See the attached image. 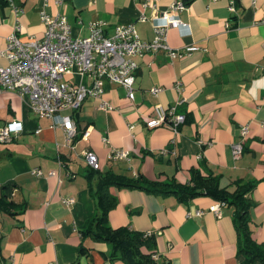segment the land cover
I'll use <instances>...</instances> for the list:
<instances>
[{"label":"crops","instance_id":"crops-1","mask_svg":"<svg viewBox=\"0 0 264 264\" xmlns=\"http://www.w3.org/2000/svg\"><path fill=\"white\" fill-rule=\"evenodd\" d=\"M14 1L19 13L0 3V66L8 63L1 52L16 27L24 41L44 37L43 10L66 16L74 37L86 36L93 21L104 20L108 35L133 23L151 42L156 17L178 0ZM186 1L180 17L189 28L168 30L170 47L182 56L173 59L160 49L135 57V98L123 85L106 81L101 96L89 95L73 113L77 140L69 141L62 127L35 113L28 98L0 91V129L12 120L23 124L21 132L0 141V197L2 187L13 182L11 199L18 205L14 216L0 210V264H126L111 257L109 243L83 232L97 211L84 175L88 152L98 156L101 171L142 173L151 180L175 176L187 182L191 169L202 168L221 175V184L231 189L237 180L255 182L249 193L251 229L264 247V0H235L234 12L232 0ZM192 46L197 49L187 52ZM65 79L89 86L93 81L77 72ZM155 87L161 90L155 93ZM173 106L187 115L178 131L170 124L148 126L158 107ZM237 143L243 150L236 158ZM115 150L128 157L110 159ZM110 190L118 199L110 224L151 233L159 264H244L233 206H221L218 215L212 207L221 202L210 196L181 202L140 189ZM67 197L75 202L64 203Z\"/></svg>","mask_w":264,"mask_h":264},{"label":"built area","instance_id":"built-area-1","mask_svg":"<svg viewBox=\"0 0 264 264\" xmlns=\"http://www.w3.org/2000/svg\"><path fill=\"white\" fill-rule=\"evenodd\" d=\"M16 13L22 11L14 0H7ZM47 5L50 0H45ZM62 3L64 0H55ZM151 3V0H146ZM235 0L230 2V10H236ZM188 7L186 0L174 2L167 10L163 11L154 21L156 36L151 42L144 41L138 34L133 23H124L116 27L113 35L106 33V21L95 20L89 26V32L84 37H74L72 26L66 16H52L45 10L41 12V19L46 25V31L42 39L31 37L22 40L18 32L20 26L7 37L5 49L1 54L7 59V65L0 66V91H15L20 96L28 98L31 108L40 116L52 119V126L62 127L69 141L77 134V125L73 113L78 111L84 100L89 96H101L104 92V83L112 81L123 85L128 92V97L133 100L135 71L138 63L134 59L146 53L160 49L169 51L171 58L182 56L173 50L168 43V30L170 27L189 28L180 13ZM142 19H147L142 16ZM197 49L192 46L187 52ZM79 73L82 76L92 78V86L84 82L76 83L66 80V75ZM161 87H155L153 91L159 92ZM107 110H112L111 105L102 104ZM157 117L150 119L147 124L151 128L170 124L178 131V127L186 120V115L178 113L176 107L164 109L158 107ZM23 130L21 121H9L0 129V141H7L14 133ZM248 126L242 130L246 135ZM243 150V144L234 145L233 153L239 157ZM91 167L98 169V156L93 152L86 153ZM128 152L115 150L110 154V159L127 158ZM34 173L41 176L40 169ZM51 171L50 175H54ZM64 203L72 205L74 197H67ZM212 207L218 215H221V206ZM203 211H196V215H202ZM151 235V233L147 234ZM157 257L154 254V258Z\"/></svg>","mask_w":264,"mask_h":264},{"label":"trees","instance_id":"trees-1","mask_svg":"<svg viewBox=\"0 0 264 264\" xmlns=\"http://www.w3.org/2000/svg\"><path fill=\"white\" fill-rule=\"evenodd\" d=\"M0 3L5 6L9 4L7 0H0ZM79 137L78 131L73 140ZM84 175L90 193L96 200L97 211L83 232L91 234L96 241L109 243L112 258L120 259L126 264H159L154 258L156 254L154 236L127 226L114 228L110 224L109 212L118 205V199L110 189L116 187L140 189L159 196H176L181 202H189L200 196H210L225 205L233 206L234 223L239 235V252L245 257L244 264L254 261L264 264V247L253 238L251 229L250 208L253 200L249 193L255 187L253 181L237 180L234 182L235 189H231L221 184V175L205 173L202 168L191 169L187 182H180L175 176L159 181L151 180L142 173L129 176L112 169L101 171L100 168L91 166ZM15 186L13 182L4 185L0 197V210L13 216L18 212L16 209L18 205L11 199Z\"/></svg>","mask_w":264,"mask_h":264}]
</instances>
